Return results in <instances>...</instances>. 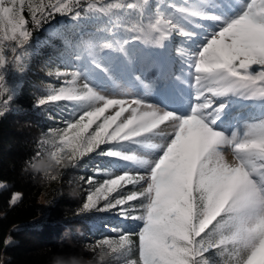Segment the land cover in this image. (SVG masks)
Returning <instances> with one entry per match:
<instances>
[{
  "label": "snow or ice",
  "instance_id": "snow-or-ice-1",
  "mask_svg": "<svg viewBox=\"0 0 264 264\" xmlns=\"http://www.w3.org/2000/svg\"><path fill=\"white\" fill-rule=\"evenodd\" d=\"M148 5L149 0H0V103L11 99L8 74L25 70L23 57L32 30L57 15L80 20L98 13L111 19L122 9L137 11L140 19L131 27L114 24L131 35L121 38L110 29L111 41H82L89 57L86 69L49 72L71 79L37 100V106L68 101L78 108L66 127L51 130L59 137L50 153L56 165L112 145L97 154L139 166L135 174L125 171L105 179L87 196L81 211L116 209L120 217L138 222L137 230L100 240L93 250H100L101 259L113 253L135 254L125 264H218L214 257L225 253L226 264H264V0H240L238 5L223 0L219 14L197 4H169L171 11L157 4L144 23ZM174 36L186 45L178 51L180 71L188 79L175 76L189 89L186 110L161 107L140 94L106 96L97 90L95 81L114 80L123 67L118 58L127 59L130 46L165 49ZM82 75L88 82L77 86ZM132 79L143 83L135 73ZM234 100L252 102L261 116L234 123L228 111ZM155 136L162 142L150 143ZM117 147L155 151L145 158ZM226 150L231 161L225 158ZM39 157L37 152L32 167ZM88 182L94 183L91 177ZM126 185L140 187L110 198ZM18 198L14 194L12 202ZM133 201L138 205L129 203ZM10 242L9 237L4 245Z\"/></svg>",
  "mask_w": 264,
  "mask_h": 264
},
{
  "label": "trees",
  "instance_id": "trees-1",
  "mask_svg": "<svg viewBox=\"0 0 264 264\" xmlns=\"http://www.w3.org/2000/svg\"><path fill=\"white\" fill-rule=\"evenodd\" d=\"M104 2L115 3L118 0ZM123 2L135 3L137 0ZM192 3L199 1L149 0L144 23H147L149 14H154L157 4L162 10L171 11L167 8L169 4L188 6ZM139 19L137 11L125 9L116 12L111 19L98 13L85 14L80 20L57 15L53 21L32 30L33 35L23 57L25 70L8 74L11 99L7 104L0 103V264H53L57 257L69 264L73 261L74 264H125L126 258H135V254L125 257L113 253L101 259L100 250L93 248L100 240H116L122 232L137 230L138 222L120 217L116 209L105 212L81 209L87 202V196L105 179L122 175L125 171L135 174L139 166L131 161L97 154L100 150L107 151L112 145H101L97 152L56 165L50 153L56 150L59 137L51 130L66 127L65 121L71 119V113L78 108L74 102L68 101L37 106V100L46 96L50 89L64 85L66 79H71L49 76V72H83L86 69L89 57L82 41H111L110 29L121 38L131 35L122 28H115L114 24L131 27ZM182 40L174 36L165 49L140 43L130 46L127 59L123 56L118 58L123 67L115 73L114 80L103 84L95 81L97 90H112L117 83L128 81L137 85L140 82L132 79L133 73L139 75L142 82L145 77L158 72L165 76L164 72L170 66L173 67L169 68L168 75L173 71L175 75L179 74L178 49L186 47ZM86 82L82 75L77 85L82 86ZM245 111L250 112L251 119L261 116V111L253 103ZM244 113L242 111L236 117ZM115 150L141 151L133 147H117ZM37 152L40 157L32 167ZM49 164L52 165L49 176H56L55 180L44 175ZM90 177L94 183L88 182ZM139 187L126 185L110 194V198L125 196ZM14 194L19 196L15 203L12 202ZM129 203L138 205V201ZM103 204L101 200L99 206ZM9 237L11 242L5 246L4 240ZM214 258L218 264H226L228 260L227 253Z\"/></svg>",
  "mask_w": 264,
  "mask_h": 264
},
{
  "label": "rangeland",
  "instance_id": "rangeland-1",
  "mask_svg": "<svg viewBox=\"0 0 264 264\" xmlns=\"http://www.w3.org/2000/svg\"><path fill=\"white\" fill-rule=\"evenodd\" d=\"M197 4L204 8L209 14H219L223 11L219 5L223 2V0H198ZM233 4L238 5L240 0H232ZM193 4V3H192ZM205 24H209L210 22H202ZM196 31H200L199 29H195ZM168 46V45H167ZM164 59V57H162ZM173 67V66H172ZM169 67L170 69L172 68ZM169 68L165 70V76L162 73H157L155 75L145 77L143 83L139 84H131L129 81L126 83H117L112 90H100L99 92L102 95L110 96V95H118L122 92H128L133 95L140 94L143 95L149 102L158 104L163 107L167 105L169 108H177L180 110H186L188 107V94L189 89L186 84L180 83L175 79V76H180L181 80H187L188 77L186 74L179 72V74L175 75V71H173L170 75H168ZM176 70V69H175ZM147 85V87H145ZM79 86V85H77ZM252 103L250 101L243 100H234L229 107V115L230 118L233 119L234 123L242 125L246 121H251L250 112L245 111ZM245 112L242 116H238L240 112ZM163 132L170 131L167 127H162ZM161 138L159 136H155L152 138L150 143L158 144L161 143ZM155 150L151 148L141 149L139 153L135 152L137 155H142L145 158H152V154ZM225 158L229 161L233 159L231 151L226 150ZM42 198H40V205H42Z\"/></svg>",
  "mask_w": 264,
  "mask_h": 264
},
{
  "label": "clouds",
  "instance_id": "clouds-1",
  "mask_svg": "<svg viewBox=\"0 0 264 264\" xmlns=\"http://www.w3.org/2000/svg\"><path fill=\"white\" fill-rule=\"evenodd\" d=\"M49 166H52V165L49 164ZM53 264H69V262L63 260L62 258L57 257V258L54 259ZM71 264H74V261L71 262Z\"/></svg>",
  "mask_w": 264,
  "mask_h": 264
}]
</instances>
